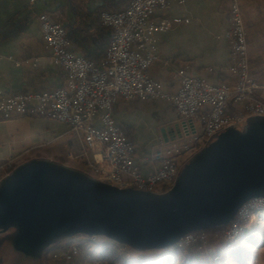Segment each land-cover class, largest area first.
<instances>
[{"label":"built area","instance_id":"1","mask_svg":"<svg viewBox=\"0 0 264 264\" xmlns=\"http://www.w3.org/2000/svg\"><path fill=\"white\" fill-rule=\"evenodd\" d=\"M167 3L168 0H131L122 11L103 12L101 23L113 33L101 67L70 48L61 23L40 14V31L49 59L64 71L66 85L54 91L0 94L2 118L10 119L31 111L65 123L71 129H82L85 151L95 146L102 149L100 161L92 166L100 182L123 190L167 193L177 180L186 154L200 152L219 134L236 128L250 116L264 117V100L257 97V93L264 92V82H258L251 74L246 27L236 0L230 6L226 33L234 82L212 84L180 70L177 72L178 90L173 94L161 92L160 83L152 79L147 70L156 59L158 35L180 22L179 19H154L156 10L165 8ZM118 98L169 102L176 111L184 137L188 138V142L173 143L169 148L154 152L151 159L158 162L159 167L146 177L134 164L133 143L114 120L112 108ZM95 121L100 125H92ZM68 158L72 159L73 155L68 154ZM16 162L13 158L0 161V182L17 168ZM263 216V197L245 202L221 233L222 250L230 251L252 224L262 222ZM97 238L94 235L74 237L68 248L55 257L61 259L62 264H73L80 254L79 244L93 243ZM208 243V235L190 232L176 245L182 250L189 246L204 249Z\"/></svg>","mask_w":264,"mask_h":264},{"label":"crops","instance_id":"2","mask_svg":"<svg viewBox=\"0 0 264 264\" xmlns=\"http://www.w3.org/2000/svg\"><path fill=\"white\" fill-rule=\"evenodd\" d=\"M232 1L168 0L165 8L156 10V20H180L158 35L156 59L147 70V74L160 83L161 92L173 94L178 90L177 72L180 70L212 84L234 82L226 39ZM104 2L108 7L119 8L126 0H0V94L54 91L66 85L64 71L52 64L45 48L38 19L42 13L51 21L68 27L69 45L76 54L100 62L111 36V30L102 28L96 21ZM253 31V28L247 30L251 74L262 81L257 73H264V53L257 54ZM263 45L262 40L260 46ZM257 97L264 100V92L257 93ZM112 114L116 125L133 143L134 164L144 177L159 167V163L151 159L154 152L169 148L173 143L188 142L182 130L178 137L174 126L179 118L167 101L118 98ZM194 121L198 123L197 118ZM92 125L100 124L95 121ZM101 153L100 146L85 151L82 129H71L65 123L31 111L10 119L0 115V161L16 159L17 167L48 161L98 180L92 166L100 161ZM198 153L186 154L182 168ZM68 154L73 158H68ZM258 225L264 226L257 222L250 228ZM74 237L77 235L63 238L41 254L30 256L17 250L7 233L0 232V264H62L61 259L53 255L66 250ZM97 241L90 255L83 262L76 260V264H109V256L108 259L98 258L96 253L103 255L111 247L121 248L119 243L105 237Z\"/></svg>","mask_w":264,"mask_h":264},{"label":"water","instance_id":"3","mask_svg":"<svg viewBox=\"0 0 264 264\" xmlns=\"http://www.w3.org/2000/svg\"><path fill=\"white\" fill-rule=\"evenodd\" d=\"M174 129L180 137L181 124ZM131 190L48 161L25 163L0 182V232L36 256L76 235L151 250L196 230L228 226L245 202L264 198V121L219 134L167 193Z\"/></svg>","mask_w":264,"mask_h":264},{"label":"rangeland","instance_id":"4","mask_svg":"<svg viewBox=\"0 0 264 264\" xmlns=\"http://www.w3.org/2000/svg\"><path fill=\"white\" fill-rule=\"evenodd\" d=\"M239 4L242 15L244 18V23L246 27V32L253 28L254 38L257 40L258 50L257 54L261 51L264 53V45L261 47V41L264 43V0H236ZM249 37V35H248ZM260 64V58L259 62ZM260 80L258 82H264V73H257ZM254 77V76H253ZM259 121H264V117L250 116L246 118L243 122L239 123L236 128L237 131L242 130L245 126L251 123H256ZM136 195L148 194L146 191L141 190H131ZM263 223V222H261ZM264 225V223H263ZM212 227V226H210ZM252 228V227H251ZM250 228V229H251ZM102 236H98L100 239ZM209 237V236H208ZM90 247L94 248L98 241L90 243ZM120 249L111 247L112 249L108 252L102 253L98 251L97 257H105L114 264H142L143 262L152 261L158 258L163 264H177L181 259L186 256V253L182 249L171 250L167 248L148 250L145 252L137 253L128 248V246L120 244ZM221 236L210 238L209 243L204 249H199L203 257L208 256L211 253L215 254L213 260L206 264H264V226L253 227L248 232H244L236 242L234 247L241 248L243 251L236 257H230L228 253L222 250ZM60 251L54 253V257L59 254ZM116 257V258H114ZM217 258V260L215 259ZM205 261V259H204Z\"/></svg>","mask_w":264,"mask_h":264},{"label":"trees","instance_id":"5","mask_svg":"<svg viewBox=\"0 0 264 264\" xmlns=\"http://www.w3.org/2000/svg\"><path fill=\"white\" fill-rule=\"evenodd\" d=\"M130 2H131V0H126V2H124V4L121 7H119V8H111V7H108L105 4L106 2H104L103 5L100 7L97 15H96V21H97V23L102 28L111 30L110 28L104 26L101 23V20H100L101 14L103 12H119V11H122L123 9H125L128 6V4ZM63 27H64V30H65V33H66V39H67L68 43H71L70 33L68 31V27L65 26V25H63ZM112 33L113 32L111 30L110 41H111V38H112ZM108 47H107V49H108ZM107 49L105 50V55L104 56H101V58H100L101 61L100 62L95 61L94 59H92L89 56L82 55V57L84 59L92 62L94 65H96L98 67H101L103 65L104 61H105V56H106ZM226 227L227 226L206 228V229H201V230L193 231L192 233H194V234H206L210 238H215V237H220L223 229L226 228ZM52 245L53 244H51L49 247H51ZM79 247H80V254L74 259L73 264H76V262H78L76 260H79L80 262H83L90 255V251L92 249V247H90V244L88 242H85V241L84 242H81L79 244ZM128 248L131 249L134 252H137V253H141V252L148 251V249H137V248L129 247V246H128ZM167 249L177 250L179 248L177 247L176 244H174V245L170 246ZM151 250H156V249H151ZM183 251L186 253V256L183 259H181V261H179L177 264H206V263H209L211 260H213L214 257H215V254L214 253H211L210 255L203 257L202 253L200 252V250L198 249L197 246H189V247L183 249ZM242 251L243 250L241 248H237V247H234L233 246V248L228 252V255L230 257L232 256V257L238 258V256L241 254ZM114 258H116V257H114ZM204 259H205V261H204ZM109 264H114V263L112 261H110ZM142 264H163V263L160 262L158 260V258H155L152 261L143 262Z\"/></svg>","mask_w":264,"mask_h":264},{"label":"bare ground","instance_id":"6","mask_svg":"<svg viewBox=\"0 0 264 264\" xmlns=\"http://www.w3.org/2000/svg\"><path fill=\"white\" fill-rule=\"evenodd\" d=\"M261 220H262V222L264 223V216L261 218ZM229 252V251H228ZM228 252H226V253H228Z\"/></svg>","mask_w":264,"mask_h":264}]
</instances>
